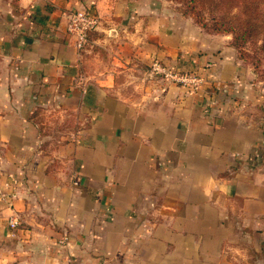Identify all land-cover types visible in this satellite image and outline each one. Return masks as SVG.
Wrapping results in <instances>:
<instances>
[{"label":"crops","instance_id":"obj_1","mask_svg":"<svg viewBox=\"0 0 264 264\" xmlns=\"http://www.w3.org/2000/svg\"><path fill=\"white\" fill-rule=\"evenodd\" d=\"M153 1L0 0V264H264V62Z\"/></svg>","mask_w":264,"mask_h":264},{"label":"trees","instance_id":"obj_2","mask_svg":"<svg viewBox=\"0 0 264 264\" xmlns=\"http://www.w3.org/2000/svg\"><path fill=\"white\" fill-rule=\"evenodd\" d=\"M210 33L231 35V45L258 76L263 75L264 0H173ZM209 23V24H207ZM252 48L250 50L248 47Z\"/></svg>","mask_w":264,"mask_h":264},{"label":"built area","instance_id":"obj_3","mask_svg":"<svg viewBox=\"0 0 264 264\" xmlns=\"http://www.w3.org/2000/svg\"><path fill=\"white\" fill-rule=\"evenodd\" d=\"M96 23L97 20L90 9L85 7L72 10L66 15L65 29L74 38L77 49L83 48L89 41V33L95 29ZM150 71L167 81L187 86L193 90H197L203 82L199 76L175 71L157 61L152 62ZM18 224L19 219L16 215L9 217L8 225L11 230L16 229Z\"/></svg>","mask_w":264,"mask_h":264},{"label":"rangeland","instance_id":"obj_4","mask_svg":"<svg viewBox=\"0 0 264 264\" xmlns=\"http://www.w3.org/2000/svg\"><path fill=\"white\" fill-rule=\"evenodd\" d=\"M76 1L78 3V7H85V8H87V6H85L86 5L85 2H87V0H76ZM153 2L155 3V6L160 7V9H170V10H173L174 12L180 14L181 16L191 18L190 16H187V15L182 14V12H181L182 6L179 3H177V2H175L173 0H154ZM87 9H89V8H87ZM191 19L194 21L193 18H191ZM207 24H209V23H207ZM197 25H199V24H197ZM201 28L207 29V30L210 29L209 27L207 28L206 26H205V28L204 27H201ZM248 48L250 50H252V48H250V47H248Z\"/></svg>","mask_w":264,"mask_h":264}]
</instances>
